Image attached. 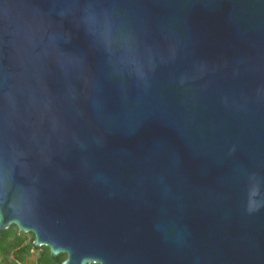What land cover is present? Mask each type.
Listing matches in <instances>:
<instances>
[{
    "label": "water",
    "instance_id": "water-1",
    "mask_svg": "<svg viewBox=\"0 0 264 264\" xmlns=\"http://www.w3.org/2000/svg\"><path fill=\"white\" fill-rule=\"evenodd\" d=\"M61 264H264V0H0V236Z\"/></svg>",
    "mask_w": 264,
    "mask_h": 264
},
{
    "label": "trees",
    "instance_id": "trees-1",
    "mask_svg": "<svg viewBox=\"0 0 264 264\" xmlns=\"http://www.w3.org/2000/svg\"><path fill=\"white\" fill-rule=\"evenodd\" d=\"M34 238L33 232H23L16 224L4 229L0 236V258L3 263L20 264L26 255L33 250L39 252L34 264H61L67 257L65 253L53 256L48 246H34Z\"/></svg>",
    "mask_w": 264,
    "mask_h": 264
},
{
    "label": "rangeland",
    "instance_id": "rangeland-1",
    "mask_svg": "<svg viewBox=\"0 0 264 264\" xmlns=\"http://www.w3.org/2000/svg\"><path fill=\"white\" fill-rule=\"evenodd\" d=\"M39 252L37 250H33L28 253L25 259L20 264H34L38 258ZM0 264H5L0 258Z\"/></svg>",
    "mask_w": 264,
    "mask_h": 264
}]
</instances>
